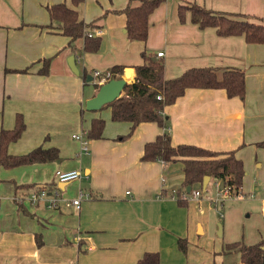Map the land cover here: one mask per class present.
I'll return each mask as SVG.
<instances>
[{"label":"crops","instance_id":"obj_1","mask_svg":"<svg viewBox=\"0 0 264 264\" xmlns=\"http://www.w3.org/2000/svg\"><path fill=\"white\" fill-rule=\"evenodd\" d=\"M61 2L73 8L80 21L101 31L96 53L81 54L82 41H77L74 54L58 23L44 27L50 24L46 8ZM127 3L84 0L74 7L70 0H0V130L13 129L17 114L25 123L8 153L24 155L42 146L58 149L60 156L59 162L0 168V264H137L147 252L158 253L159 264L239 262L238 254L222 253L228 242L215 235L224 218V200L213 203L221 196L219 182L211 181L208 196L188 199L180 207L172 193L183 184V163L141 160L144 145L162 129L141 123L128 139L116 140L129 132L130 124L112 122L110 109L86 111L85 101L97 92V71L131 68L127 82H133L143 50L162 62L165 79L191 68L242 70L243 101L228 98L224 90L187 89L163 114L174 146L233 151L245 171L240 194L258 201L264 187V149L256 146L264 140V45L246 44L241 37H218L212 28L201 30L191 23L188 12L180 23L178 7L195 3L258 22L264 21V0H166L149 16L144 42L127 39L125 16L120 13ZM159 53L163 55L158 57ZM70 56L78 76L68 67ZM44 59H51L46 75L38 73ZM26 68V73L5 71ZM83 73L92 81L84 82ZM96 118L105 121L103 138L89 140L84 152L73 135L86 134ZM58 170L79 171L81 177L59 184ZM15 185L28 188L16 194ZM39 185L58 189L67 200L80 193L90 198H82L78 210L62 203L49 207L47 200L31 205L27 198ZM246 208L252 205L247 203ZM178 239L187 242L185 254Z\"/></svg>","mask_w":264,"mask_h":264},{"label":"trees","instance_id":"obj_2","mask_svg":"<svg viewBox=\"0 0 264 264\" xmlns=\"http://www.w3.org/2000/svg\"><path fill=\"white\" fill-rule=\"evenodd\" d=\"M84 0H70L72 6H78ZM137 1V6L133 2ZM166 0H128L126 7L120 11L125 16V32L130 41L144 42L147 39L148 19L153 11ZM50 27L52 23L60 25L61 34L68 38V48L75 54V42L82 41L80 53H96L100 47L99 37H88L86 31L92 24H85L78 19L77 12L69 8L65 2L54 4L46 8ZM190 14L191 23L199 29H215L218 37H241L246 44L264 45V21L254 22L244 14L217 13L195 3H185L178 7V19L185 22L186 13ZM142 64L134 67L133 82H127L121 96L106 104L102 109H110L112 122L130 124L129 132L119 136L116 140L128 139L136 126L141 123H155L162 129V133L154 140L144 145L141 160L144 162L159 161L162 164L182 162L184 181L181 189L172 193L180 207L186 206L184 195L187 187L194 190L198 186L200 194H205L211 181L223 183V187H230L233 195L240 193L245 171L241 160L235 157L233 151L213 152L193 145H177L171 143V136L167 129V118L163 114L165 107L172 105L187 89H217L224 90L228 98H245V75L237 68L217 70L211 67L191 68L180 76L165 79L163 64L150 56L145 50L140 53ZM51 59L42 60V67L38 73L48 74ZM12 73H26L24 70H5ZM109 79L119 80L123 77L124 67L113 66L109 71ZM87 74H82L85 82ZM98 91L99 85L96 84ZM105 121L92 119L86 131V138L99 140L103 138ZM25 130V123L20 114L15 116L14 127L11 130H0V168L13 169L20 166L59 162V151L56 148L38 146L30 152L13 156L8 153L11 143L16 142ZM264 149V140L256 144ZM209 182L205 191L202 189L204 178ZM28 186L15 185V192ZM40 244L39 238L36 239ZM177 246L185 254L187 242L178 239ZM223 254L236 253L239 262L235 264H264V239L254 245L242 242L225 244ZM137 264H159V254L147 252L138 260Z\"/></svg>","mask_w":264,"mask_h":264},{"label":"rangeland","instance_id":"obj_3","mask_svg":"<svg viewBox=\"0 0 264 264\" xmlns=\"http://www.w3.org/2000/svg\"><path fill=\"white\" fill-rule=\"evenodd\" d=\"M104 74L105 73H101L102 76ZM100 112L106 113L108 109H102ZM212 188L213 185L211 182L204 196H208ZM252 195L256 197L255 194ZM250 196H243V198L240 199L227 198L224 200L223 209L220 207L222 209L221 215L224 216V218L219 220V225L221 227L224 221L226 232H224L222 236V232H218L219 228L217 227L215 235L218 237V240L228 242V244L242 242L245 245H254L258 243L261 238L264 239V216L260 211V199L262 196L258 198L259 202L257 200H252ZM247 203L252 205L250 210L246 208Z\"/></svg>","mask_w":264,"mask_h":264},{"label":"built area","instance_id":"obj_4","mask_svg":"<svg viewBox=\"0 0 264 264\" xmlns=\"http://www.w3.org/2000/svg\"><path fill=\"white\" fill-rule=\"evenodd\" d=\"M86 34L88 37H99L101 35V31L95 28H90L86 31ZM163 54L159 53L157 54L158 57H161ZM109 72H106L103 76L100 72H95L94 77L97 78V84L100 86L101 84L105 83L109 79ZM73 138L80 142L82 146V150L84 152H87L88 145H89V139L86 138V134H78L73 135ZM56 181L59 184H66L75 180H79L81 177V174L79 171H56L55 172ZM221 196L219 199H216L213 201L214 204L221 203L223 200L227 198H235L240 199L243 198V196L240 193H237L235 195L232 194L230 187H223L222 190L219 191ZM188 195H184L183 198L186 200L191 198H199L200 197V191L198 189L191 190ZM262 197L260 199V211L261 214L264 216V187L262 188ZM82 198H90V194L86 193H80V196L77 199L74 200H67L61 197L60 192L58 189H53L52 191H49L46 185H39L37 186L33 192L28 196L27 200L31 205H36L40 201L47 200L49 201L48 206L49 207H55L57 204L62 203L66 207H74L77 210L80 209V203ZM17 199V198H16ZM17 201H19L17 199Z\"/></svg>","mask_w":264,"mask_h":264},{"label":"water","instance_id":"obj_5","mask_svg":"<svg viewBox=\"0 0 264 264\" xmlns=\"http://www.w3.org/2000/svg\"><path fill=\"white\" fill-rule=\"evenodd\" d=\"M67 64L71 72L78 76L79 71L75 66L74 56H70L67 60ZM131 68H125L123 72V77L119 80L111 79L107 82L100 85L98 91L94 95V97L85 101V110L88 112L99 111L103 106L113 102L115 99L121 96L122 90L127 83V81L131 78ZM92 81L91 76H87L86 82L89 83ZM209 182V178H204L202 189L205 191L207 184ZM61 187V186H60ZM219 190L223 189V183L219 182L218 185ZM191 191L190 187H187L186 192L189 193ZM219 231L221 227L218 225Z\"/></svg>","mask_w":264,"mask_h":264}]
</instances>
